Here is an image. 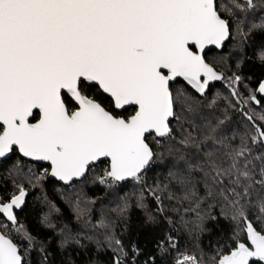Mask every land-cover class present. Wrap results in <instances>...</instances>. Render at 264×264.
<instances>
[{"label": "snow or ice", "instance_id": "obj_1", "mask_svg": "<svg viewBox=\"0 0 264 264\" xmlns=\"http://www.w3.org/2000/svg\"><path fill=\"white\" fill-rule=\"evenodd\" d=\"M257 30L264 32V0H0V158L18 152L47 162L50 170L34 177L33 187L48 177L67 186L66 203L77 224L97 230L62 229L61 248L70 242L85 248L78 238L82 234L97 251L112 253L111 264H137L141 250L133 244L129 252L113 221L102 215L91 223L96 201L77 196L73 202L71 193L101 162L107 166L94 182L105 189L127 181L144 184L157 155L147 138L153 136L157 145L175 139L171 122L181 121L179 108L192 130L182 129L178 143L196 149L177 178L182 194L166 184L145 186L135 206L147 209L146 193L156 201L157 213L173 224L163 204L167 193L181 206L187 202L184 212H194L196 219H180L199 234L207 231L206 221L217 220L202 205H220V216L233 227L226 243L216 246L213 264H264V80L254 88L245 84L244 95L238 90L241 75L226 80L205 59L209 46L222 49L230 39L243 42ZM259 60L264 63V50ZM177 78L193 91L174 90ZM225 80L232 98L228 106L245 116L249 128L229 139L225 115L194 134L199 127L191 116L195 94L205 96L212 82ZM103 98L114 110L131 107L132 114L123 118L110 111ZM215 104L214 99L209 107ZM15 187L7 201L0 198V264H26L35 246L17 217L28 192L23 184ZM45 203L49 211L40 223L54 229L50 217L60 210ZM129 208L124 198L113 211L127 220ZM171 210L180 213V208ZM155 223L156 215L146 212L145 224ZM12 231L27 242L23 253ZM155 248L162 264H205L203 253L181 252L171 234L157 238ZM172 252L176 256L169 262ZM44 260L47 264V256ZM149 262L156 264V255L149 253L144 264Z\"/></svg>", "mask_w": 264, "mask_h": 264}, {"label": "trees", "instance_id": "obj_2", "mask_svg": "<svg viewBox=\"0 0 264 264\" xmlns=\"http://www.w3.org/2000/svg\"><path fill=\"white\" fill-rule=\"evenodd\" d=\"M233 36L235 37L234 26ZM262 50H264V32L257 30L250 33L243 42L238 38L230 39L222 51L211 50L205 54V59L217 72L223 73L226 80L233 73L241 75L244 80L238 86V90L246 95L248 89L244 87L245 84L249 88H254L257 86L258 81L264 79V63L259 60V54ZM237 64H239V67H237ZM226 80L210 86L205 96L195 94V112L191 116L199 127L196 128L194 134H198L204 125L208 123L214 124L219 119L224 118L225 115H227L228 119L224 127L231 130L227 132L229 139H231L233 132L243 133L249 128L250 125L245 116L240 111L228 106V100L232 98L225 86ZM181 88L186 89L190 93L192 92L181 81L173 84L174 90ZM88 94L94 95L95 93L89 92ZM214 99L216 104L210 108L209 104ZM102 103L110 111H115L107 98H103ZM119 114L121 117L127 118L132 114V109L129 108L119 112ZM177 114L181 115L182 119L179 123L175 120L171 122L175 139L162 145H157L153 136L147 138L146 142L149 143L157 155L151 167L144 174V184L138 185L128 181L123 186L105 189L94 182L95 176L102 174L103 169L107 166L105 162H101L97 166L92 167L85 182L76 183L75 189L71 193L73 202H75L77 196L82 201H96L95 205L92 206L91 223L93 225L96 224L102 215L113 221L116 235L123 240L129 252L131 253L133 244L141 250L137 264H144L148 259L149 253L156 255V264H162L161 258L156 253L155 243L157 238H163L168 234L176 238L181 252L187 251L198 256L203 253L205 264H213L211 257L216 250V246L218 243H226L227 238L232 233L233 226L231 223L220 216V205L212 209H209L206 204L202 205V210L211 212L217 217V220L206 221L205 228L207 231L199 234L195 230L190 232L188 229L192 228L193 225L189 223L185 226L180 219L181 215L190 222L196 219L194 212H184V208L189 207L187 202L181 206L175 200H168L167 193H164L163 204L167 209V217L172 219L173 224H169L164 216H160L157 213L156 201L146 193L145 203L147 209H140L135 206L136 200L145 186L154 187L156 184L161 186L166 184L173 193L182 194L181 185L177 178L184 175L187 171L186 166L183 168L181 166L185 165V159L189 157V153L196 152V149H186L178 143L183 135L182 129L192 130V128L190 124L184 122L183 116L185 114H182L179 108H177ZM249 114H252L251 110H249ZM235 142L238 143V138ZM47 170H49L48 166L24 160L17 152H13L8 159L0 161V198L7 201L10 195L17 191L15 187L17 184H23L28 192L26 204L22 210L17 211L19 223L24 225L35 238V246L25 256L26 264H45L44 256H47V264H111L112 253L106 249L97 251L95 242L84 240L82 234L78 238L83 240L86 245L85 248H79L71 242L64 248L60 247L62 229L68 231L73 229L74 225L80 228L82 226L77 224L72 208L66 203L67 186L46 178L40 181L39 186L33 187L36 182L34 177H38ZM30 179L32 183H29ZM124 198L128 199L130 208L127 220H120L113 209ZM45 200L50 204H55L60 210L58 213L53 212L50 217L52 223L56 225L54 229H49L40 223L41 217L49 211V206L45 203ZM173 207L180 208V213L172 211ZM146 212L156 215V223L154 225L145 224ZM65 225H67V229H65ZM82 231L95 234L97 230L82 228ZM72 235L77 236V233L73 231ZM10 236L21 246V252L23 253L28 247L27 242L15 231L10 232ZM41 247L44 248L43 253L40 251ZM175 256L176 252H172L167 257L168 261L171 262Z\"/></svg>", "mask_w": 264, "mask_h": 264}, {"label": "water", "instance_id": "obj_3", "mask_svg": "<svg viewBox=\"0 0 264 264\" xmlns=\"http://www.w3.org/2000/svg\"><path fill=\"white\" fill-rule=\"evenodd\" d=\"M227 42H228V41H227ZM227 42H226V43H227ZM222 49H223V48H222ZM222 49H216L214 46H209V47L205 50V54L208 53V52L211 51V50L222 51ZM263 80H264V79H263ZM177 81H181V82H183V83L186 85V83H185L181 78H177ZM177 81H176V82H177ZM176 82H174L173 84H175ZM219 82H221V81H214V82H212V83L210 84V86H213L214 84L219 83ZM192 91H193V90H192ZM206 92H207V90H206ZM197 95H199V94H197ZM199 96H200V95H199ZM129 108H131V107L126 106V110L129 109ZM115 111H117V112H122V111H124V109H121V110H115ZM17 153H18V152H17ZM18 154H19V153H18ZM11 155H12V153L8 154L6 157L0 158V161H3V160H5V159H8ZM19 156H20V154H19ZM20 157L23 158L24 160H27V161H30V162H33V163H36V164H40V165H44V166H48V167H49V170H50V166L47 164V162L31 161V160H29L28 158H25V157H22V156H20ZM48 178H49V180H51V181H56V182L62 184L61 182L55 180V178H51V177H48ZM127 182H128V181H127ZM62 185H63V184H62ZM64 186H65V185H64Z\"/></svg>", "mask_w": 264, "mask_h": 264}, {"label": "flooded vegetation", "instance_id": "obj_4", "mask_svg": "<svg viewBox=\"0 0 264 264\" xmlns=\"http://www.w3.org/2000/svg\"><path fill=\"white\" fill-rule=\"evenodd\" d=\"M125 111V110H124Z\"/></svg>", "mask_w": 264, "mask_h": 264}]
</instances>
